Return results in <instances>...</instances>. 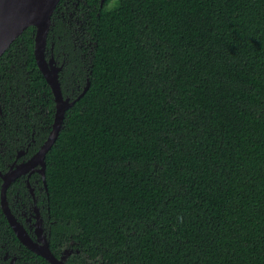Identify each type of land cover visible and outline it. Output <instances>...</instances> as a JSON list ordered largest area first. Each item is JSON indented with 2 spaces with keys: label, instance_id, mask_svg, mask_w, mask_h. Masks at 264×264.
Here are the masks:
<instances>
[{
  "label": "trees",
  "instance_id": "1",
  "mask_svg": "<svg viewBox=\"0 0 264 264\" xmlns=\"http://www.w3.org/2000/svg\"><path fill=\"white\" fill-rule=\"evenodd\" d=\"M63 1L47 55L65 96L90 85L46 155L51 247L75 248L66 264H264V0H83L81 26ZM35 34L0 57L8 154L53 128Z\"/></svg>",
  "mask_w": 264,
  "mask_h": 264
},
{
  "label": "flooded vegetation",
  "instance_id": "2",
  "mask_svg": "<svg viewBox=\"0 0 264 264\" xmlns=\"http://www.w3.org/2000/svg\"><path fill=\"white\" fill-rule=\"evenodd\" d=\"M82 2L83 0L63 1L61 14H67L70 16V18L74 20L73 26L82 25V22L80 21L81 17L84 15V7L81 6ZM85 3H87V0H85ZM80 15L81 17L79 18ZM50 56H53L57 64L62 66V70L63 63L54 56L53 51L49 54L48 58ZM64 97L67 98L69 96L64 95ZM31 145V142H29L26 146H18L15 148L14 152L8 154L7 150L11 151L12 149H10L9 145H5L4 142H0V209L4 217L8 220V216L4 211L2 194L5 181L11 180L4 192L5 200L11 213L27 231L31 239L35 242L37 248H44L45 241L48 240L52 253L59 259L61 257L64 258V264H66L69 257L75 252V248L71 247L66 242H63L62 246H60L61 250H59V248L53 249V247H51L53 221L49 212L50 208L45 209L47 205L44 196L48 191L46 174V155L48 152L43 157L45 162V165H43L39 156L35 158L41 147L36 149L34 145V151L29 153ZM29 162L30 164H28V167L25 169L24 166ZM8 224L12 227L9 220ZM0 236L1 239L3 237V232H0ZM8 237H10L9 242L6 241V243H3L2 240H0V264H44L41 259V257H44L30 250L26 245L21 243L14 230L9 233ZM10 244L15 245L18 249L5 250L6 248H9ZM76 251L78 252V250ZM33 254H35L37 258H34Z\"/></svg>",
  "mask_w": 264,
  "mask_h": 264
},
{
  "label": "water",
  "instance_id": "3",
  "mask_svg": "<svg viewBox=\"0 0 264 264\" xmlns=\"http://www.w3.org/2000/svg\"><path fill=\"white\" fill-rule=\"evenodd\" d=\"M102 3L104 0H101ZM60 0H0V57L4 54L7 48L18 38L24 30L30 26L36 28L34 54L37 61V66L43 73L48 84L50 85L55 97L56 111L53 123V128L48 136V139L41 146L36 154L40 157L42 164L45 165L44 156L53 147L63 126L65 114L77 100H79L88 90L90 83L86 86L83 92L76 98H65L61 88L59 79L61 65L57 64L55 58L46 55L48 49V34L52 25V15ZM27 163L24 168L28 167ZM20 167V166H19ZM6 180L3 187L2 202L5 201V190L9 185ZM6 205L5 210L7 211ZM8 220L12 225L13 230L18 236L21 243L26 245L30 250L42 255L51 264H63L62 257H56L49 246V241H45L44 248H37L35 242L31 239L27 231L22 225L8 213Z\"/></svg>",
  "mask_w": 264,
  "mask_h": 264
},
{
  "label": "bare ground",
  "instance_id": "4",
  "mask_svg": "<svg viewBox=\"0 0 264 264\" xmlns=\"http://www.w3.org/2000/svg\"><path fill=\"white\" fill-rule=\"evenodd\" d=\"M64 95V94H63ZM6 201V200H5ZM6 204L4 203V206H5ZM6 207H7V205H6ZM9 207H7V209H8ZM4 211H5V213H6V215L8 216V213H11V210L10 209H8L7 211L5 210V207H4ZM12 216H14L13 214H12ZM62 260V262H63V264H64V261H65V259L64 258H62L61 259Z\"/></svg>",
  "mask_w": 264,
  "mask_h": 264
},
{
  "label": "clouds",
  "instance_id": "5",
  "mask_svg": "<svg viewBox=\"0 0 264 264\" xmlns=\"http://www.w3.org/2000/svg\"><path fill=\"white\" fill-rule=\"evenodd\" d=\"M46 55H47V51H46ZM47 57H48V55H47ZM83 92V91H82Z\"/></svg>",
  "mask_w": 264,
  "mask_h": 264
}]
</instances>
